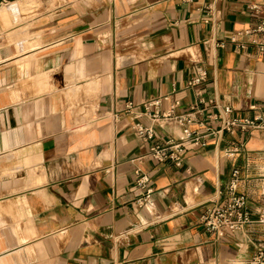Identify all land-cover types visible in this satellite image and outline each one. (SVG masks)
Instances as JSON below:
<instances>
[{
	"label": "crops",
	"instance_id": "0c3cea01",
	"mask_svg": "<svg viewBox=\"0 0 264 264\" xmlns=\"http://www.w3.org/2000/svg\"><path fill=\"white\" fill-rule=\"evenodd\" d=\"M262 22L264 0H0V264H243L264 248V229L200 226L233 172L251 219L264 202V131L215 134L264 125ZM156 97L194 112L180 167L147 158L179 127L117 114Z\"/></svg>",
	"mask_w": 264,
	"mask_h": 264
},
{
	"label": "built area",
	"instance_id": "2783aa9c",
	"mask_svg": "<svg viewBox=\"0 0 264 264\" xmlns=\"http://www.w3.org/2000/svg\"><path fill=\"white\" fill-rule=\"evenodd\" d=\"M183 3H192L194 0H180ZM254 32L264 34V22L256 27ZM234 42V39H231ZM205 81V75L197 74L188 82L190 88L196 87ZM166 98H151L142 102L139 106L131 103L125 104L123 110L118 113L130 115L134 119H139L145 116L152 123L162 122L164 125H174L181 129V138L177 142L169 141L164 146H152L147 158L157 162H169L175 167H180L184 162V154L187 146H197L200 143V138L194 135L189 129L192 124V116L194 112L190 113H176L177 104L170 107L167 113L160 114L158 111L159 105ZM231 113L229 107L224 108L223 114L227 116ZM249 130L256 129L264 131V125H254L253 122L238 119H223L221 128L215 134L221 132H232L233 130ZM133 132L151 140L153 137V128L151 126L145 127L139 122L134 123L132 127ZM149 178L147 176H140L136 180V190L138 192V199L136 203L138 207H144L146 201L152 194V189L148 185ZM238 177L237 173L233 172L229 183L225 189L226 200L222 204H214L208 208L200 217V226L203 230L216 238L223 235H235L243 232L248 227L255 226L264 229V202H262L255 211V219L250 218V212L247 207L246 198L237 193ZM243 264H264V248L258 247L252 257Z\"/></svg>",
	"mask_w": 264,
	"mask_h": 264
}]
</instances>
